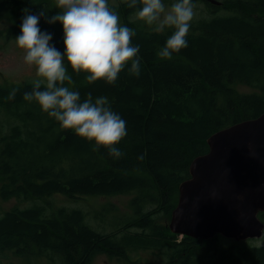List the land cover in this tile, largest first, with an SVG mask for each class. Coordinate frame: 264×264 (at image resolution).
Here are the masks:
<instances>
[{
  "label": "trees",
  "instance_id": "trees-1",
  "mask_svg": "<svg viewBox=\"0 0 264 264\" xmlns=\"http://www.w3.org/2000/svg\"><path fill=\"white\" fill-rule=\"evenodd\" d=\"M50 1L0 0V16L14 12L16 23L4 38L21 34L24 9L56 15L60 9ZM111 1L109 7L127 22L120 25L136 33L132 44L140 46V76H130L126 67L114 84H88L87 73L76 75L68 66L74 83L65 86L79 91L81 101L89 92L94 99H108L126 121L127 135L115 145L124 155L113 158L103 146L93 150L94 141L61 130L37 102L23 100L31 83L0 84V121L5 115L11 120L2 124L3 130L0 126V196L5 201L37 199L27 208L0 215V259L10 251L22 258L39 255L54 264H91L99 254L125 264H264V242L258 246L221 235L178 242L168 224L157 221L171 219L179 186L190 178L191 162L209 152L208 139L264 114V17L258 15L264 0H224L223 10L203 0L212 9L210 15L190 24L188 47L171 59L160 58L158 51L174 30L145 31L129 19L142 7L139 0L132 8L125 0ZM38 27L51 33L50 44L65 52L62 24L41 17ZM237 83L260 93L240 94L234 89ZM13 88L19 91L9 100ZM152 191L158 200L150 197L146 211L142 194ZM133 192L138 194L133 200L136 218L119 221L108 234L95 229L84 210L51 201L57 195ZM259 218L264 222V212ZM146 251L153 252V262L132 256Z\"/></svg>",
  "mask_w": 264,
  "mask_h": 264
},
{
  "label": "clouds",
  "instance_id": "clouds-1",
  "mask_svg": "<svg viewBox=\"0 0 264 264\" xmlns=\"http://www.w3.org/2000/svg\"><path fill=\"white\" fill-rule=\"evenodd\" d=\"M125 3L132 8L138 0H125ZM139 3L142 7L129 17L130 21L155 25L156 32L174 29L158 51L160 58L171 59L173 53L188 47L186 36L196 7L192 0H175L167 8L162 0H139ZM56 7L60 11L50 18L43 10L38 14L23 10L21 34L15 43L25 53L24 62L35 66L37 79L22 98L37 102L43 113L59 123L61 130L70 129L77 136L94 141L93 150L103 146L110 156L120 158L124 153L115 145L127 135L126 121L112 110L106 97L94 99L89 92L81 101L80 92L65 86V82L74 83L68 66L76 75L87 73L88 84L98 80L114 84L126 67L130 76L138 78L140 46L132 44L136 33L120 25L119 16L109 7L108 0H56ZM41 17L49 24L63 25L64 53L50 44L51 33L41 32L38 27ZM18 91L13 88L7 99L14 100Z\"/></svg>",
  "mask_w": 264,
  "mask_h": 264
},
{
  "label": "water",
  "instance_id": "water-1",
  "mask_svg": "<svg viewBox=\"0 0 264 264\" xmlns=\"http://www.w3.org/2000/svg\"><path fill=\"white\" fill-rule=\"evenodd\" d=\"M222 5L218 0H207ZM209 152L190 165L168 228L176 235L236 242L261 239L264 222V114L230 126L207 141Z\"/></svg>",
  "mask_w": 264,
  "mask_h": 264
},
{
  "label": "rangeland",
  "instance_id": "rangeland-1",
  "mask_svg": "<svg viewBox=\"0 0 264 264\" xmlns=\"http://www.w3.org/2000/svg\"><path fill=\"white\" fill-rule=\"evenodd\" d=\"M111 1V0H110ZM195 1V15L190 24H195V22H200L206 17L210 15V9L207 4L203 0H194ZM221 3L224 0H218ZM162 2L167 7H170L175 0H162ZM50 5H55L56 0H51ZM112 4H117L115 0L111 1ZM224 7H218L216 9H224ZM226 9V8H225ZM258 15L264 17V10L258 11ZM120 23H127L124 20L123 16H119ZM133 22V21H131ZM134 24L140 25V27L145 31L156 32L155 25L148 26L145 22L134 20ZM18 25V24H17ZM15 16L14 12L7 13L5 15L0 16V84H22V83H31L37 79L35 73V66H29L24 62V51L19 49L15 43L16 38H12L13 40H8L4 38L8 32L15 28ZM168 30L174 29H165V31L161 33H165ZM190 33V29H189ZM11 39V38H9ZM234 89L240 94H259V89H255L246 84L237 83L234 85ZM6 108L3 109L5 111ZM9 120V121H8ZM2 124H11L10 118L5 115L0 121V126L3 130ZM232 126V125H231ZM230 127V126H229ZM228 127V128H229ZM227 129V128H226ZM7 130V127L6 129ZM1 181V180H0ZM178 193V192H177ZM143 197L147 198L146 201V211L150 208V202L148 201L151 197L153 200L157 198V194L152 191L151 194H142ZM156 196V197H155ZM138 199V194L136 192L128 193V194H120L114 196H83L76 198H67L62 195L55 196L51 201L54 202L55 205H66L71 208H79L84 210V212L88 213V222L93 225V227L97 230H100L104 234L111 233L117 229V225L121 220H133L136 218V208L133 205V200ZM179 201V193L175 196V201ZM37 202V199L31 200H19V199H11V200H3L0 196V215L5 212L12 211L16 208H27L30 205ZM178 205V203H177ZM177 207V206H176ZM151 210V209H150ZM156 211H159L156 209ZM97 216V217H96ZM159 222L164 221V223H170V217L166 218H157ZM171 234L174 233L171 231ZM178 236L177 241L179 242L185 236ZM264 236L261 239L250 240L253 245H262ZM173 241V240H172ZM170 241V242H172ZM139 256L140 260L144 262L150 261L153 262V252H139L132 253V256ZM130 258L131 255H130ZM134 260V259H132ZM54 264L45 259L42 256L34 255L32 257L22 258L16 256L13 252L5 251L1 254L0 264ZM91 264H125L124 261H118L106 254H99L95 256L91 262Z\"/></svg>",
  "mask_w": 264,
  "mask_h": 264
},
{
  "label": "flooded vegetation",
  "instance_id": "flooded-vegetation-1",
  "mask_svg": "<svg viewBox=\"0 0 264 264\" xmlns=\"http://www.w3.org/2000/svg\"><path fill=\"white\" fill-rule=\"evenodd\" d=\"M209 6H210V7H213V8H216V7L218 8V7H221L222 5H220V6H214V5H210V4H209Z\"/></svg>",
  "mask_w": 264,
  "mask_h": 264
}]
</instances>
